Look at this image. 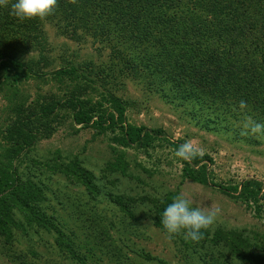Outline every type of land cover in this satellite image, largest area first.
I'll return each mask as SVG.
<instances>
[{"label":"rangeland","instance_id":"rangeland-1","mask_svg":"<svg viewBox=\"0 0 264 264\" xmlns=\"http://www.w3.org/2000/svg\"><path fill=\"white\" fill-rule=\"evenodd\" d=\"M192 1H181V6L167 2L158 12L181 21L190 14ZM234 1L236 6L243 2V9L253 5L251 9L264 14V0ZM60 2L57 0L56 9L63 6ZM214 7L207 6L212 11L221 8L218 4ZM63 8L68 12L64 9L54 16V10L35 31L30 20L14 16L21 27H8L0 21L5 34L17 37L23 48L12 51L22 67L16 76L0 70V164L9 163L11 177L15 170L21 179L40 187L42 198L37 207L48 220V230H43L14 210V220L20 226L11 239L0 236V264H247L228 251L229 244L225 247L216 240L222 231L246 237L250 253L260 256L255 264H264V217L255 218L244 205L219 190L248 179L261 182L264 188V136L252 135L256 141L251 143L241 140L239 122L243 116L226 107L220 112L231 115V131L201 129L196 124L205 119L204 113H196L194 118L189 104L175 100L170 84L158 87L143 73H133L125 48L102 42L92 34L94 21L83 28L84 21H74L71 8ZM191 12L210 22L219 18L212 12ZM233 28V37L242 44L239 48L248 51L256 66L262 64L264 38L260 33L255 37L254 28L238 22ZM70 70L72 75L57 76ZM257 86L262 94H255V101L264 104V76H255L253 87ZM73 89L75 95H71ZM70 98L85 104L87 123H75L73 111L65 103ZM233 98V94L223 98V104H232ZM241 100L238 98L234 107ZM118 106L124 111L121 127L163 132L152 148L122 147L115 142L123 134L119 127L110 130L107 122L105 131L98 128L99 118L113 116L116 120ZM248 109L244 115H255L254 119L263 122L262 113L257 119L255 108L248 105ZM20 122H24L22 127ZM18 127V136L7 138V131ZM186 141L197 148L198 155L212 159L210 171L219 188L182 179V166L171 144L179 146ZM111 149L124 153L129 167L125 176L108 168L117 157ZM78 168L86 172L84 176L78 177ZM81 178H89L91 183L85 184ZM169 193L184 195L194 206L218 211L216 224L200 242L186 241L182 235L169 238L155 226L154 210ZM54 231L69 239L83 263L58 250Z\"/></svg>","mask_w":264,"mask_h":264},{"label":"trees","instance_id":"trees-1","mask_svg":"<svg viewBox=\"0 0 264 264\" xmlns=\"http://www.w3.org/2000/svg\"><path fill=\"white\" fill-rule=\"evenodd\" d=\"M60 1L63 6L60 9L55 8L54 16L57 13L61 15L66 9L63 7L68 6L72 10L74 21L78 19L84 21L83 28L94 21L95 29L92 30V34L100 37L102 42H106L108 45L112 44V47L125 48L129 52V60L133 64V73H143L149 79H153L158 87L163 83L170 84L171 90L176 96L175 100L182 105L189 104L194 118H197L196 113L205 114L206 117L203 121L197 119L199 121L197 122L195 119L196 125L201 129L208 132L231 131L232 127L228 126L231 115H228L229 113L222 115L220 108L226 107L232 110L238 98L246 101L251 109L255 108L259 115L257 119H260L262 113L264 122V104L255 101V94L262 93L258 86L253 87L255 76L256 78L264 76L262 68L264 61L256 66L255 61L248 56V51L245 48H239L242 45L239 39L233 37L236 31L233 26L238 22L241 23V26L254 28L255 37L260 33L264 38L262 10L251 9L253 6L251 4L250 8L248 7L249 10L248 8L243 9L245 7L243 2L236 6L235 1L232 2V0H193L190 4V14L184 16L181 21H175L172 17H162L164 15L158 11L164 8L167 2L172 4L178 2V5L181 6V1L186 0ZM14 2L15 0H0V21H4L8 27H21L23 24L15 22V18L11 14V5ZM216 4L221 6L217 10L218 13L212 11ZM207 6L212 10H209ZM154 8L157 10L153 11ZM194 9L212 12V15L219 18L213 22L197 18L194 15L199 14L191 12L195 11ZM50 15L43 20H28L32 24V31L39 29L44 20L51 18ZM51 20L53 19H49L50 22ZM1 25L0 70L5 69L7 73H14L16 76V72H20L22 67L12 51L23 48L19 42L17 43V37L5 34L3 30L6 27ZM165 53H168L166 57ZM70 71V73H68L69 71L58 73L57 76L72 75L74 71ZM261 88L264 91V87ZM75 94L76 90L73 89L71 95ZM231 94L234 95L235 102L223 104L222 99ZM78 100V98L75 100L70 98L65 103L72 109L76 124L87 123L89 116L84 109L85 106H82L85 104ZM262 100L260 99V101ZM216 101L220 103L215 104ZM77 105L79 106L78 110H76ZM123 116L124 111L118 106L116 120L113 116H108L106 119L99 118L97 124L101 131L106 130L103 125L107 122H109L110 130L114 131L119 127L123 134L121 133L122 135L116 138L115 142L122 147L136 146L137 150L144 151L152 148L154 142L163 134L160 130L147 131L143 127H121ZM23 123L20 122V127L23 126ZM20 131L19 127L14 131H7V138L18 136ZM253 136H241V140L247 143L255 142L256 139L253 140ZM171 147L174 151L178 148L174 144H171ZM111 150L117 157L112 164L107 165L108 168L112 169V172H118L125 176L129 167L123 159L124 153L115 149ZM178 160L182 166L181 177L183 180L191 181L202 187L219 188L213 181L212 171H210L213 161L209 156L197 155L191 161H182L179 158ZM3 164H0L2 165L0 167V236L6 239L13 237V232L19 225L14 220V210L18 211L27 223L48 230V220L37 207L42 198L40 187L28 179H21L15 170L11 177L7 169L9 163L6 166ZM76 171L79 174L78 177L84 176L86 173L79 168ZM81 179L85 184L91 183L89 178ZM219 190L233 201L244 205L255 218L264 217V188L261 182L248 179L240 185L230 186L226 189L219 188ZM174 196H176L175 193L167 194V198L156 206L154 210L156 217L153 219L155 226L162 228L159 222L160 215ZM21 228L23 227L21 226ZM54 232L58 250L73 259L74 262L83 263L82 258L69 243V239L62 232ZM216 240L224 243L225 247L229 244L228 251L235 258L242 259L247 264H255L256 260L260 259V256L250 253V241L241 234L232 233L231 236L230 233L222 231Z\"/></svg>","mask_w":264,"mask_h":264},{"label":"clouds","instance_id":"clouds-1","mask_svg":"<svg viewBox=\"0 0 264 264\" xmlns=\"http://www.w3.org/2000/svg\"><path fill=\"white\" fill-rule=\"evenodd\" d=\"M57 0H15L11 5V14L17 19L43 20L56 8ZM247 102L241 100L233 111H239L243 118L239 122V134L242 137L264 136V122H259L251 115H244L248 111ZM197 148L191 142L178 146L174 155L182 161H191L198 155ZM218 211L211 207L194 206L189 198L177 194L167 204L160 215L159 222L169 238L182 235L186 241L200 242L209 229L217 222Z\"/></svg>","mask_w":264,"mask_h":264}]
</instances>
